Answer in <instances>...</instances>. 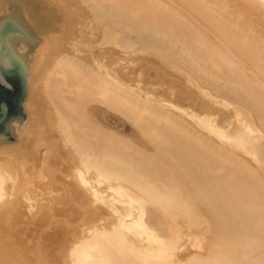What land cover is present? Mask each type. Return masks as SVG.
I'll list each match as a JSON object with an SVG mask.
<instances>
[{
	"label": "bare ground",
	"instance_id": "1",
	"mask_svg": "<svg viewBox=\"0 0 264 264\" xmlns=\"http://www.w3.org/2000/svg\"><path fill=\"white\" fill-rule=\"evenodd\" d=\"M5 1L34 40L0 264H264V0H19L38 36Z\"/></svg>",
	"mask_w": 264,
	"mask_h": 264
},
{
	"label": "water",
	"instance_id": "2",
	"mask_svg": "<svg viewBox=\"0 0 264 264\" xmlns=\"http://www.w3.org/2000/svg\"><path fill=\"white\" fill-rule=\"evenodd\" d=\"M0 21V143L14 140L15 128L24 122L27 92L26 59L14 40H29L22 28L10 17Z\"/></svg>",
	"mask_w": 264,
	"mask_h": 264
},
{
	"label": "rangeland",
	"instance_id": "3",
	"mask_svg": "<svg viewBox=\"0 0 264 264\" xmlns=\"http://www.w3.org/2000/svg\"><path fill=\"white\" fill-rule=\"evenodd\" d=\"M19 0H8V1H5L7 3L6 4V9H5V12L6 14L11 11V10H15V8L19 10V15L21 17H23V22H25L27 24V26L29 27L31 33L35 36H38L37 33H40L39 31V27L36 25L35 23V20H34V16H33V21L26 15V11L28 10V8L31 7V9H36V7H33L32 6V2H30L29 4H23L21 1ZM34 4V3H33ZM23 12V13H22ZM3 14V13H2ZM30 17L31 14L29 13ZM26 17V18H25ZM29 19V20H28ZM31 23H30V22ZM33 22V23H32ZM35 24V25H33ZM36 27V30L35 28ZM99 115L101 117V120L102 122H104L105 124L109 125L110 127H113L115 128L116 130H118L119 132L125 134L126 136L130 137L134 142L136 143H140V140L137 139V132L135 130V127L129 122L127 121L126 119H124V117L117 113V112H114L110 109H107L106 107L104 106H100V109H99ZM15 140V139H14ZM13 140V141H14ZM12 141V142H13ZM29 179V178H28ZM150 206V207H149ZM148 210H147V209ZM150 208V209H149ZM109 209V207H108ZM138 208L135 206V210H137ZM141 211H142V219L143 221L147 224V225H151L153 224V218L154 216L156 215V210H154L151 205L149 204H143V207L141 208ZM149 212V213H148ZM148 213V214H147Z\"/></svg>",
	"mask_w": 264,
	"mask_h": 264
}]
</instances>
